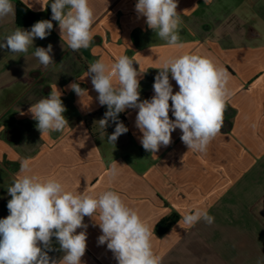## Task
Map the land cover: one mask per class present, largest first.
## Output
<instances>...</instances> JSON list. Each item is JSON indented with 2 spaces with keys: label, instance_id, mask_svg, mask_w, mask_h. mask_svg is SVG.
Returning <instances> with one entry per match:
<instances>
[{
  "label": "crops",
  "instance_id": "obj_1",
  "mask_svg": "<svg viewBox=\"0 0 264 264\" xmlns=\"http://www.w3.org/2000/svg\"><path fill=\"white\" fill-rule=\"evenodd\" d=\"M18 2L39 20L51 19V0H12L15 14L0 18V40L17 27L30 30L33 25L17 19ZM137 2L90 0L95 20L87 49L71 50L56 21L50 34L35 38L26 53L0 49V219L9 215L7 189L27 159L32 174L55 178L67 191H116L152 229L160 264H264V35L247 33L244 27L246 20H264V0H177L182 48L170 47L147 26L135 10ZM229 20H238V26ZM48 44L54 63L45 68L34 51ZM184 54L207 57L228 73L223 127L207 151L189 150L180 129L172 132L169 146L146 151L135 126L138 109L121 112L128 132L109 143L115 125L109 120L105 129L100 127L107 106L99 104L91 77H86L89 65L101 60L110 66L127 55L141 72L143 101L154 95L163 61ZM169 80L175 94L179 87L171 73ZM73 82L88 94L78 96L68 87ZM113 82L118 83L116 78ZM56 87L69 125L42 136L28 109ZM169 117L174 120L171 107ZM113 161L122 166L115 178L108 175ZM197 208L207 209L214 223L178 224ZM170 218L171 224L160 230L159 224ZM96 222L98 213L93 219L85 216L87 228L76 230L86 231L82 264H118L107 244L98 243L102 231ZM52 247L48 255L62 258L55 237Z\"/></svg>",
  "mask_w": 264,
  "mask_h": 264
},
{
  "label": "clouds",
  "instance_id": "obj_2",
  "mask_svg": "<svg viewBox=\"0 0 264 264\" xmlns=\"http://www.w3.org/2000/svg\"><path fill=\"white\" fill-rule=\"evenodd\" d=\"M48 5H42L41 10H46ZM177 6V0H138L135 10L146 18L147 26L160 39L170 47L182 48ZM50 7V20H39L30 30L15 28L0 40V49H8L13 54L26 53L35 38L45 39L50 34L52 21L58 22L61 39L66 40L71 50L87 49L93 40L91 27L95 20L90 0H51ZM10 14H15L12 0H0V18ZM52 52L53 46L48 44L46 48L35 47L34 56L47 68L54 63ZM133 63L127 55L119 56L110 66L97 60L89 65L86 73L98 93L99 104L107 106L104 118L98 121L100 127L105 129L109 119L115 123L108 142L115 144L119 136L128 132L118 120V114L126 109H138L135 126L142 133L139 139L146 151L156 153L161 146H169L172 132L180 129V139L189 150L206 152L224 123L229 95L226 70L197 54L166 58L154 78V95L150 100L141 101V72ZM169 73L179 87L175 94ZM114 78L118 83L113 82ZM68 87L80 97L88 94L79 83L73 82ZM170 107L174 120L169 117ZM65 111L57 87L28 109L32 119L38 122L42 136L62 132L69 125L63 115ZM121 167L113 161L108 175L115 178ZM7 190L11 199L7 203L9 215L0 219V264H82L86 231L77 234L76 230L86 229L84 217L93 219L96 213L99 221L96 224L102 231L98 243L107 244L118 264H160L161 258L153 251L152 229L116 191L105 190L97 195H90L86 190L67 191L55 178L44 179L32 174L27 159L21 161L17 178ZM201 219L209 225L215 220L207 209L197 208L185 213L178 224L192 227ZM53 237L63 252L59 260L48 255L54 250Z\"/></svg>",
  "mask_w": 264,
  "mask_h": 264
},
{
  "label": "trees",
  "instance_id": "obj_3",
  "mask_svg": "<svg viewBox=\"0 0 264 264\" xmlns=\"http://www.w3.org/2000/svg\"><path fill=\"white\" fill-rule=\"evenodd\" d=\"M16 13H17V19L25 21L24 23L29 24L32 23L34 24L35 22L39 21V18L35 16V14L31 13L24 5L21 3H17L16 5ZM172 222V218L163 220L159 224V229L160 230H165Z\"/></svg>",
  "mask_w": 264,
  "mask_h": 264
},
{
  "label": "rangeland",
  "instance_id": "obj_4",
  "mask_svg": "<svg viewBox=\"0 0 264 264\" xmlns=\"http://www.w3.org/2000/svg\"><path fill=\"white\" fill-rule=\"evenodd\" d=\"M237 21L238 20H229L230 24L232 23L231 26H238ZM254 23L257 24L255 29L253 28ZM244 27L247 33L260 32L262 33V35H264V20H246ZM0 193H1V190H0Z\"/></svg>",
  "mask_w": 264,
  "mask_h": 264
},
{
  "label": "built area",
  "instance_id": "obj_5",
  "mask_svg": "<svg viewBox=\"0 0 264 264\" xmlns=\"http://www.w3.org/2000/svg\"><path fill=\"white\" fill-rule=\"evenodd\" d=\"M106 111H107V110H106ZM109 120H110V119H109ZM118 120H119L120 122H124V116H123L122 113L118 114ZM110 121L112 122L113 125H115V123H114L112 120H110Z\"/></svg>",
  "mask_w": 264,
  "mask_h": 264
}]
</instances>
